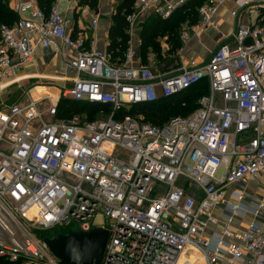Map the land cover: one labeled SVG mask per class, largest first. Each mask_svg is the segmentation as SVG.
<instances>
[{
  "label": "built area",
  "instance_id": "1",
  "mask_svg": "<svg viewBox=\"0 0 264 264\" xmlns=\"http://www.w3.org/2000/svg\"><path fill=\"white\" fill-rule=\"evenodd\" d=\"M187 1L135 0L126 15L128 31L148 12L168 18ZM227 1L203 3L199 21L182 32V41L212 24ZM238 3L245 7L249 1ZM11 5L18 19L0 28V258L65 264L43 235L73 225L89 231L101 214L109 219L98 226L109 231L102 264H178L193 249L201 257L185 264L224 258L264 264V225L237 231L228 216L221 234L206 235L217 222L216 207L235 214L243 209L242 202L228 200L229 186L250 177L264 182V26L240 23L208 60L182 56L177 67L162 71L154 67V53L148 64L140 61L138 46L130 44L116 58L88 35H73L56 3L48 12L37 0ZM98 24L92 20L93 31ZM38 46L52 47L65 59L64 79L71 85L63 98L107 105L109 111L102 108L94 120L80 114L59 118V99L26 90L21 70ZM204 79L208 93L188 115L154 124L130 112ZM14 87L21 95L8 103L3 94ZM45 101L50 104L43 110ZM45 114L52 119L44 120ZM119 149L130 152L129 160ZM182 177L193 192L178 185Z\"/></svg>",
  "mask_w": 264,
  "mask_h": 264
},
{
  "label": "crops",
  "instance_id": "2",
  "mask_svg": "<svg viewBox=\"0 0 264 264\" xmlns=\"http://www.w3.org/2000/svg\"><path fill=\"white\" fill-rule=\"evenodd\" d=\"M248 1L249 4L247 6L241 7L238 0H228L214 15L213 23L202 29L198 35L193 36L188 42L182 41L181 34L185 29H189L193 25H185L183 23L179 36L182 46L177 49L172 48L173 44L169 41L168 36H163L158 39L161 44L160 56L158 52L153 51L152 47L147 51L141 49L143 43V25L153 14L152 12H148L138 21L132 32L128 31L127 24L125 32L129 39L128 45L138 46L139 59L145 64L149 62V55L154 53L156 56L154 67L162 71L177 67L174 61L178 65L182 56L186 59H196L200 62L206 61L222 41L232 39V35L240 23L264 26V0ZM54 3H56L66 17L67 29L70 33L75 36L79 33H84L90 39L96 40L100 48L109 49L111 43L110 28L113 25L116 0H99L98 8L96 9L88 4L79 5L78 0H55ZM234 10L237 12L235 15L232 13ZM95 18L98 19L99 23L97 31H93L91 28L92 20ZM116 50V58H120L124 52L118 53L119 47ZM64 67L66 72V62L62 54L57 53L52 47L38 46L34 60L21 70V76L26 78L24 81L26 84L32 77H38L36 75L53 76L59 73L58 69ZM43 87L46 86L39 85L34 89V93L41 96L42 94L38 93V91L42 90ZM14 88L9 89L10 94H3L8 103L16 101L21 95L20 91ZM235 193L243 194L244 199L239 201ZM228 200L234 204L242 202L243 209L240 213L235 214L224 205L216 207L214 214L217 222L209 225L206 235H212L213 232L221 234L224 230V223L228 222V216H232L233 218L230 222L231 228L237 231L246 230L251 223L264 225V182L260 178L250 177L241 183L229 186ZM259 204H262L263 207L260 209L259 214H256L253 212V209L258 207ZM197 260V257L192 258L190 255L186 256L183 254L179 264H185L186 261L195 262ZM216 264L246 263H231L227 258H224Z\"/></svg>",
  "mask_w": 264,
  "mask_h": 264
},
{
  "label": "trees",
  "instance_id": "3",
  "mask_svg": "<svg viewBox=\"0 0 264 264\" xmlns=\"http://www.w3.org/2000/svg\"><path fill=\"white\" fill-rule=\"evenodd\" d=\"M40 7L48 12L55 0H37ZM207 0H189L168 18L152 14L143 25V43L142 48L147 51L152 47L153 51L159 53L161 44L158 41L163 36H168L172 42L174 49L180 48L182 42L180 40V30L184 22L194 25L199 21V8ZM8 0H0V22L14 23L18 19V15L13 11ZM135 0H120L117 4L115 14L113 15V25L110 28L111 43L108 51L113 52L114 57L118 53H123L128 48V35L125 32L127 27L126 15L132 10ZM79 5L88 4L92 8H98L99 0H78ZM209 90L206 79L200 81L188 90L171 97H160L157 101L150 103H142L134 106L130 111L134 115H143L146 121L154 124H163L169 118L175 115H188L197 107L198 99L207 94ZM104 108L109 111L107 105L92 104L89 102L75 101L71 99H62L58 104V117L70 118L74 115L88 114L90 120H94L95 113ZM50 235V233H45ZM5 262H9L0 258Z\"/></svg>",
  "mask_w": 264,
  "mask_h": 264
},
{
  "label": "water",
  "instance_id": "4",
  "mask_svg": "<svg viewBox=\"0 0 264 264\" xmlns=\"http://www.w3.org/2000/svg\"><path fill=\"white\" fill-rule=\"evenodd\" d=\"M108 238L109 231L103 227L84 231L73 225L65 233L45 235L44 241L65 264H102Z\"/></svg>",
  "mask_w": 264,
  "mask_h": 264
},
{
  "label": "rangeland",
  "instance_id": "5",
  "mask_svg": "<svg viewBox=\"0 0 264 264\" xmlns=\"http://www.w3.org/2000/svg\"><path fill=\"white\" fill-rule=\"evenodd\" d=\"M8 1H9L8 3L11 5L12 4V0H8ZM119 1L120 0H116L115 8L117 7V4L119 3ZM7 24H8V22H0V28H1V26L7 25ZM184 24L185 25H189L188 22H184ZM174 63L177 66V62L174 61ZM58 71H59V73L56 74V75H53V76L36 75L38 77H32L31 80H28L26 82V88H28L26 90H30L31 92H33V94H35L34 91H32V90H34L35 88H37L39 85L46 86V87H43L42 90L38 91V93L42 94L41 96H38L36 94H35V96H37V97H43L45 95H50L52 97L53 102L56 101V99L57 100L59 99V101H58V104H59L62 99H66V98H63L64 97L63 96V92H64L65 88H67V87H69L71 85V82L69 80H67V79L66 80L64 79V76H65V67L62 68V69H58ZM36 80L40 81V84L34 85ZM14 89H16V88H14ZM49 104H50V102H46L45 101L43 103L42 109L43 110H46L48 108V105ZM100 113H101V110H99L98 112H96L95 113V117H97L98 115H100ZM82 115L88 117V114L87 113H84ZM51 119H52V117L50 115H48V114H45L44 115V120L49 121ZM118 153H120V156L122 158L129 160L130 152L128 150H126V149H119L118 150ZM180 180L181 181L178 183V185H180L183 188H185L187 192L190 193V192H193L195 190V187H194V185L191 182H189L188 180H185V178H183V177ZM158 187L160 188V184L158 185ZM158 194L159 193H157V195ZM95 224H96L95 226L109 225V219H107V218H105V216L99 214L95 218ZM0 264H29V263H27L25 261L5 262V261H3V260L0 259Z\"/></svg>",
  "mask_w": 264,
  "mask_h": 264
},
{
  "label": "bare ground",
  "instance_id": "6",
  "mask_svg": "<svg viewBox=\"0 0 264 264\" xmlns=\"http://www.w3.org/2000/svg\"><path fill=\"white\" fill-rule=\"evenodd\" d=\"M192 258H194V257H197L198 259H199V257H201L200 256V254L196 251V250H191V255H190ZM181 259V258H180ZM179 262H180V260H179ZM179 262H178V264H179Z\"/></svg>",
  "mask_w": 264,
  "mask_h": 264
}]
</instances>
